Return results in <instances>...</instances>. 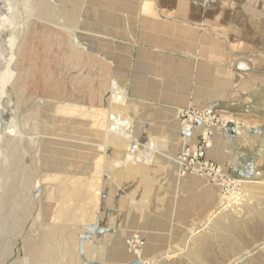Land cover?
Wrapping results in <instances>:
<instances>
[{"label": "rangeland", "instance_id": "rangeland-1", "mask_svg": "<svg viewBox=\"0 0 264 264\" xmlns=\"http://www.w3.org/2000/svg\"><path fill=\"white\" fill-rule=\"evenodd\" d=\"M245 1L247 8L258 13V19L246 13V29L256 23L258 37L246 48L245 44L239 48L235 37L243 28L231 29V39L222 28L216 36L227 50L249 49L232 57L264 63V0ZM0 2L8 4L0 37L6 35L7 40L9 35L19 45L10 62L6 41L0 38V73L19 127L16 133L7 132L0 143V188L4 187L0 206L9 209L0 212V264H113L109 256H101L100 242L113 239L118 232L100 233L87 228L107 221L101 213V209L105 210L104 197L122 193L124 198H112V205L124 202L125 206L123 199L128 191L125 182L105 183L110 168L101 164L117 160L116 166L132 167L142 161L134 157L128 163L121 162L120 153L132 144L115 146L106 141L105 135L98 134L114 109L121 116L126 103L121 94L113 93L108 55L102 54L100 47L106 42L95 33L94 15L100 8L96 0ZM235 7L232 6V15L236 13L233 8L240 11ZM155 12L160 13L157 8ZM239 14L245 13L242 10ZM160 18L180 21L199 31L207 29L206 24L191 22L176 10H162ZM234 24L238 25L232 21ZM76 43L80 48L75 47ZM7 118L9 123L11 116ZM128 126L133 143L131 125ZM106 142L112 148L98 150ZM152 147L155 149V144ZM67 151L68 157L63 155ZM116 172L119 174L120 168ZM238 179L245 181L239 206L232 205L228 212L218 207L204 223L158 256H147L141 232L127 235L125 248H121L123 254L112 258L126 260L120 264H197L194 259L202 260L198 264H264V173ZM8 187L11 192L6 195ZM234 207L242 215L236 216ZM120 217L125 221L127 215ZM72 236L76 237V247L70 242ZM136 236L144 243L139 248L141 257L133 254L127 243ZM198 242L207 245L204 252L198 249Z\"/></svg>", "mask_w": 264, "mask_h": 264}, {"label": "crops", "instance_id": "crops-1", "mask_svg": "<svg viewBox=\"0 0 264 264\" xmlns=\"http://www.w3.org/2000/svg\"><path fill=\"white\" fill-rule=\"evenodd\" d=\"M96 5L100 9L94 15L95 33L106 42L100 47L108 55L111 83L126 97L121 117L131 125L133 143L141 148L155 144L157 150L152 163L119 167L117 160H107L101 164L110 168L104 182H125L128 195L123 199L125 206L124 202L112 205L115 197L124 198L122 193L104 197L101 213L107 221L87 229L118 232L113 239L100 242V254L120 264L126 261L123 257L124 261L112 257L123 254L125 236L141 232L147 256H158L204 223L220 205L219 186L178 174L176 157L186 146L178 117L181 110L212 107L237 124L236 130L233 125L216 129L213 147L207 152V159L224 173L241 179L264 173V63L232 57L249 49L227 50L216 36L222 28L231 39V29L243 28L235 37L239 48L258 37L256 23L246 29L247 15L258 19V13L247 8L245 0H96ZM235 5L245 14H239ZM162 10H176L191 22L206 24L207 29L163 21ZM106 131L101 128L98 134L106 136ZM201 132V127L195 128L189 145L198 143ZM109 148L106 142L98 150ZM124 214L125 221L120 217Z\"/></svg>", "mask_w": 264, "mask_h": 264}, {"label": "built area", "instance_id": "built-area-1", "mask_svg": "<svg viewBox=\"0 0 264 264\" xmlns=\"http://www.w3.org/2000/svg\"><path fill=\"white\" fill-rule=\"evenodd\" d=\"M182 127V139L185 141V149L176 157L178 174L181 178L196 176L203 178L221 189V201L236 193L245 181L224 173L222 168L207 159V152L213 147V140L216 129H228L231 125L234 130L237 124L224 117L222 113L212 107L190 106L178 113ZM196 127H201L202 132L199 141L195 145H189L191 135ZM130 153L139 160L152 163L157 150L150 145L148 148H141L139 144L132 143ZM141 240V239H140ZM137 237L132 238L128 244L132 249L141 248L144 245ZM138 241L139 243H137ZM131 244H134L133 247ZM140 251V250H139Z\"/></svg>", "mask_w": 264, "mask_h": 264}, {"label": "bare ground", "instance_id": "bare-ground-1", "mask_svg": "<svg viewBox=\"0 0 264 264\" xmlns=\"http://www.w3.org/2000/svg\"><path fill=\"white\" fill-rule=\"evenodd\" d=\"M7 6L8 4L5 3H1L0 2V31L3 29L4 27V16L6 15L7 13ZM7 18V17H6ZM5 18V19H6ZM68 31L71 33V34H74L75 33V30L73 29H68ZM3 37V40L6 39V35H2ZM0 37V38H2ZM6 41V42H5ZM6 46L8 47L9 50V53L7 54V56H9V59H10V62L13 61V57H12V54L15 50H17L19 47L18 43L16 44V42H14V40H11V38H9V35H8V38L7 40H4ZM75 47H78L80 48L79 44L76 43V46ZM74 48V47H73ZM3 53H4V50H3ZM73 53V52H72ZM79 55V54H78ZM2 55L0 54V57ZM73 56V55H72ZM2 58H5L4 56ZM79 59V58H78ZM70 60V59H69ZM75 60V59H74ZM82 60V59H81ZM72 62V61H71ZM1 69L2 67H0V72H1ZM2 77H1V73H0V143H2V141L4 140V136L7 132H14L16 133L18 131V121H17V114L14 112V110H12L11 108V105L9 103V100L7 99V84L2 82ZM85 83V82H84ZM112 90H113V93H118V94H121V97L123 100L126 101V97L125 95L123 94V92L117 88V85L116 83H112ZM114 109V107H113ZM114 113H111V116L109 117V120H108V123L106 124H103L101 125V128H106V137H107V140H109L108 142L112 141L113 144L115 145H121L122 143H125V144H132V138L129 136L128 134V124L127 122H124V119L119 116L118 113H116V109H114ZM75 112H73L74 114ZM8 116H11L10 120H9V123H7V117ZM9 129V131H8ZM182 129V128H181ZM20 135V134H19ZM115 145V146H116ZM46 146V145H45ZM124 146V145H123ZM123 148V147H122ZM130 148L128 145H127V149L125 148V150H123V152H121V162H125V163H128L129 161H132V159L134 158L133 155H131L130 153ZM156 149V148H155ZM118 151V150H117ZM120 151V150H119ZM66 152V151H65ZM70 154L69 151H67V153L63 154L64 156L68 157ZM140 161H143V159L140 157L139 158ZM144 162V161H143ZM17 163V162H16ZM8 164V163H7ZM148 164V162H147ZM66 166V165H65ZM75 169V168H74ZM65 174H69L67 172H65ZM71 174V173H70ZM72 174H75L72 172ZM127 176V174H126ZM242 192L241 193H232L229 197L225 198V199H222V201L220 202V205H219V209L221 212H228L229 208L232 206V205H237L239 206L240 204V201H241V198L243 197V192H244V183H243V186H242ZM5 192H6V195L9 194L11 192V189L10 187L5 188ZM4 193V187L3 189L0 188V198L2 196V194ZM5 197H8V196H5ZM2 199V198H1ZM1 199H0V203H1ZM3 200V199H2ZM3 203V201H2ZM1 203V204H2ZM239 203V204H238ZM2 210H5L8 211L9 209L6 208L5 205H1L0 206V212ZM234 210H236V216H240L242 215L243 212H241V210L237 209V207H234ZM2 214V213H1ZM6 218V217H5ZM137 237V236H136ZM71 243L73 245V247L77 245V241H76V237L75 236H72L71 237ZM137 239L140 240L139 237H137ZM129 241H127L128 243ZM137 243H139L138 241H136ZM198 249L200 248V250H202V252H204L206 250V246L204 242H198ZM133 247L135 246L134 244H131ZM75 246V247H76ZM133 254L137 255V256H143V253L141 251H136L137 249H131ZM77 254V253H76ZM76 257V256H75ZM168 258V257H167ZM75 259V258H74ZM145 260V259H144ZM193 260V259H192ZM66 261V260H65ZM146 261V260H145ZM201 259H194V262L195 263H201ZM150 262V261H149ZM142 263V262H141ZM73 264V263H72ZM143 264H148V262H144L143 261ZM153 264H155V262H153Z\"/></svg>", "mask_w": 264, "mask_h": 264}, {"label": "water", "instance_id": "water-1", "mask_svg": "<svg viewBox=\"0 0 264 264\" xmlns=\"http://www.w3.org/2000/svg\"><path fill=\"white\" fill-rule=\"evenodd\" d=\"M135 264H141V262H137V263H135Z\"/></svg>", "mask_w": 264, "mask_h": 264}]
</instances>
